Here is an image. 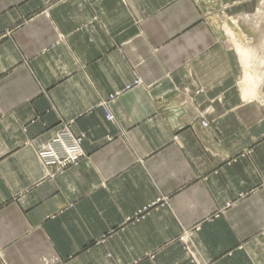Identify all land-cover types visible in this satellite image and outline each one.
Listing matches in <instances>:
<instances>
[{
	"label": "crops",
	"instance_id": "obj_1",
	"mask_svg": "<svg viewBox=\"0 0 264 264\" xmlns=\"http://www.w3.org/2000/svg\"><path fill=\"white\" fill-rule=\"evenodd\" d=\"M256 3L0 0V264H264Z\"/></svg>",
	"mask_w": 264,
	"mask_h": 264
},
{
	"label": "built area",
	"instance_id": "obj_2",
	"mask_svg": "<svg viewBox=\"0 0 264 264\" xmlns=\"http://www.w3.org/2000/svg\"><path fill=\"white\" fill-rule=\"evenodd\" d=\"M83 139V134H73L69 128H62L38 151L37 157L48 167L62 168L78 164L84 156L81 147ZM194 263L201 264L196 259Z\"/></svg>",
	"mask_w": 264,
	"mask_h": 264
},
{
	"label": "rangeland",
	"instance_id": "obj_3",
	"mask_svg": "<svg viewBox=\"0 0 264 264\" xmlns=\"http://www.w3.org/2000/svg\"><path fill=\"white\" fill-rule=\"evenodd\" d=\"M257 1V5H256V9H255V13L254 14H251L249 17L248 15L247 16H241L242 20L244 21H248V18L251 22H261V23H264V0H256ZM240 17V16H239ZM235 21L239 20L237 15L234 16V19ZM240 22V21H239ZM222 23V22H221ZM264 33V32H263ZM262 35V34H261ZM50 140V139H49ZM47 143V142H46ZM45 143V144H46ZM44 144V145H45ZM43 148V147H42ZM41 149V148H40ZM39 149V150H40ZM38 150V151H39ZM37 151V153H38Z\"/></svg>",
	"mask_w": 264,
	"mask_h": 264
},
{
	"label": "bare ground",
	"instance_id": "obj_4",
	"mask_svg": "<svg viewBox=\"0 0 264 264\" xmlns=\"http://www.w3.org/2000/svg\"><path fill=\"white\" fill-rule=\"evenodd\" d=\"M229 28V27H228ZM236 44V43H235ZM236 48V47H235ZM237 50H238V52H239V54H240V57H241V60H242V63H243V65H244V68H245V79H244V84H247V83H249L250 81H252V79H253V77H252V74H248V71L246 70V68L248 67V61H247V59H248V56H249V54H254L253 53V51H251V50H249V49H247V48H244V46L242 47V46H240V45H237ZM251 62V61H250ZM250 64V63H249ZM252 64V63H251ZM259 65H261V64H259ZM262 66H263V64H262ZM254 79H256L255 77H254ZM255 81H257V80H255ZM252 83V82H251ZM253 83H254V81H253ZM252 83V84H253ZM254 85H256V84H254ZM245 86H248V85H245ZM250 86H251V84H250ZM252 87H253V85H252ZM254 90V89H253Z\"/></svg>",
	"mask_w": 264,
	"mask_h": 264
}]
</instances>
